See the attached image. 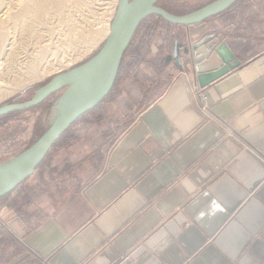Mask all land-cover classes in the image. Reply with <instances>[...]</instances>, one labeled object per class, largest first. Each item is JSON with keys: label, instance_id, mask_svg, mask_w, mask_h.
Instances as JSON below:
<instances>
[{"label": "crops", "instance_id": "crops-1", "mask_svg": "<svg viewBox=\"0 0 264 264\" xmlns=\"http://www.w3.org/2000/svg\"><path fill=\"white\" fill-rule=\"evenodd\" d=\"M137 29L120 69L143 48ZM171 32L184 68L172 59L115 140L65 153L60 138L2 197L17 245L0 264H264V0ZM208 36L241 64L197 91L184 53Z\"/></svg>", "mask_w": 264, "mask_h": 264}, {"label": "rangeland", "instance_id": "rangeland-1", "mask_svg": "<svg viewBox=\"0 0 264 264\" xmlns=\"http://www.w3.org/2000/svg\"><path fill=\"white\" fill-rule=\"evenodd\" d=\"M35 1L40 0H0V27L4 29L1 34L10 47L7 52L24 62L20 66L24 79L21 83L13 77L0 80V105L31 98L37 88L55 74L91 58L103 45L119 4V0L48 1L39 18L26 19L22 25L14 23L11 15H2L4 10L11 14ZM211 1L160 0L159 3L180 14ZM243 1L237 0L227 10H241ZM138 26L137 32L145 31L146 36L141 41L143 48L137 60L133 57L132 61L125 60L109 95L97 107L79 117L61 136L65 144L67 141L71 143L65 153L68 148L72 152L83 153L91 149L96 153L98 145L102 151L101 144L115 140L135 115L167 87L177 72L172 60L176 58V46L171 32L177 24L151 14ZM31 65L35 67L36 76L31 74ZM64 91L65 88L56 91L33 107L0 116V162L23 151L51 125L60 113ZM107 133L109 137H105ZM3 212L0 206V260L3 255L13 254L17 245L12 237L9 238L12 229L4 223Z\"/></svg>", "mask_w": 264, "mask_h": 264}, {"label": "water", "instance_id": "water-1", "mask_svg": "<svg viewBox=\"0 0 264 264\" xmlns=\"http://www.w3.org/2000/svg\"><path fill=\"white\" fill-rule=\"evenodd\" d=\"M160 0H119L108 36L101 48L87 61L55 74L37 88L33 96L19 102L0 105V116L33 107L56 91L65 88L60 113L51 125L27 148L0 162V198L16 189L43 161L55 143L79 117L97 107L111 92L126 49L141 21L151 14L173 24H194L219 14L237 0H213L185 13H174ZM180 44L176 60L181 68ZM186 67L201 86L241 64L227 41L211 36L190 43L185 48Z\"/></svg>", "mask_w": 264, "mask_h": 264}, {"label": "bare ground", "instance_id": "bare-ground-1", "mask_svg": "<svg viewBox=\"0 0 264 264\" xmlns=\"http://www.w3.org/2000/svg\"><path fill=\"white\" fill-rule=\"evenodd\" d=\"M48 1L61 2L62 0H40L38 2L36 1L28 2L22 7L18 8L17 6L18 8L17 11L11 14L9 10H4V11L2 10L3 11L2 15L3 16L11 15L14 23H16L17 25L18 24L22 25L23 22L26 21V19L28 20L29 18H33L34 16L36 18H39L41 13L45 9L44 7H46ZM109 29H111V26ZM3 30H4L3 27H0V60L1 59L4 60V61L1 60L0 62V64H2L0 66V80L6 77H13L16 80H18V82L21 83L24 79L22 78V74H20V69H21L20 66L23 65L24 62L22 63V61L17 60V57H14L15 55L12 56L10 52H7V50L10 49V47H8L7 43L4 42V39L1 34L3 33L1 32ZM31 68H32V72H31L32 76H36L34 69L35 67L33 68V65H31Z\"/></svg>", "mask_w": 264, "mask_h": 264}, {"label": "built area", "instance_id": "built-area-1", "mask_svg": "<svg viewBox=\"0 0 264 264\" xmlns=\"http://www.w3.org/2000/svg\"><path fill=\"white\" fill-rule=\"evenodd\" d=\"M194 87H195V89H197V91H200L201 89H202V87L199 85V84H195L194 85ZM203 96V95H202ZM207 105L206 104H204V108L206 107Z\"/></svg>", "mask_w": 264, "mask_h": 264}]
</instances>
